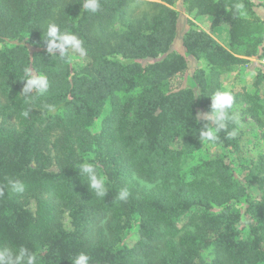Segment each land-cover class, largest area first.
Here are the masks:
<instances>
[{"label": "trees", "instance_id": "1", "mask_svg": "<svg viewBox=\"0 0 264 264\" xmlns=\"http://www.w3.org/2000/svg\"><path fill=\"white\" fill-rule=\"evenodd\" d=\"M157 1L99 0L93 14L84 0H0V250L25 247L38 255L37 264H72L81 252L91 257L89 264H208L200 251L214 245L209 264H264L262 167L250 165L240 180L223 158L186 167L203 144V121L193 117L219 88L213 78L200 77L198 95L182 86L186 62L170 50L173 0ZM182 1L191 18L210 16L228 28L229 50L202 32L182 40L214 75L264 52V25L252 0H242L248 17L234 12L236 0ZM141 5L146 8L139 11ZM49 22L83 41L86 55L67 53L84 61L80 70L48 55L43 39ZM27 67L48 76L46 96L33 91L26 99ZM232 95L264 126V96L244 89ZM44 104L57 110L49 113ZM106 104L109 111L94 132ZM227 131L218 133V143L236 148L238 136L229 138ZM85 161L106 177L105 197L81 179ZM9 179L22 181L25 192L13 194ZM125 188L130 195L121 200ZM28 197L36 200L33 214L23 207ZM241 198L254 219L244 240L236 237L226 207ZM63 210L73 220L71 232L61 225ZM131 223L137 238L126 246Z\"/></svg>", "mask_w": 264, "mask_h": 264}, {"label": "rangeland", "instance_id": "2", "mask_svg": "<svg viewBox=\"0 0 264 264\" xmlns=\"http://www.w3.org/2000/svg\"><path fill=\"white\" fill-rule=\"evenodd\" d=\"M143 1L159 2L157 0ZM252 1L255 5H259L253 9V14L259 18L264 25V0ZM145 6L146 5H141L139 11L144 10L146 8ZM170 8L175 11L177 18L176 36L171 44L170 50L181 54L186 62V70L184 71L182 79H180L183 87L192 88L195 94L198 95L199 88L195 77H200L207 81L213 78L220 90H227L232 94H237L241 89H244L248 93H257L260 96H264V52L259 57L243 58V62L231 66L225 72L214 75L210 66L202 59V54H189L183 47L182 40L190 32H202L216 44L229 50L230 40L227 26L222 23H215L214 19L210 16L191 18L187 14L186 5L182 0H173ZM241 17H248V14ZM116 28L120 29L118 25H116ZM193 33L191 35H193ZM70 57L74 58L71 63L72 67L75 70H80L84 61L74 55ZM209 110L210 106L208 108H200L197 114L205 113ZM108 111L109 106L106 104L103 107L101 116L95 121L94 128L92 129L94 132L99 129L101 118H103ZM234 111L238 112L240 116V125L234 124L235 128H238V142L236 148L224 147L223 144L218 143V141L215 143L203 142L199 150L190 154V158L186 165L187 168L199 165L208 160L223 158L231 164L233 177L236 180L242 179L247 167L250 165L261 166L264 170V126H260L258 121L251 117L247 104L242 102L240 98L234 100ZM52 143L51 141L49 145L51 156L54 155ZM49 170L51 172L57 171L55 166H52ZM254 192L257 193L256 191ZM23 207L30 214H33L36 208V200L33 197L24 199ZM226 207L229 208L228 215L235 217L234 221H232V225L236 237L243 240L250 238L249 225L254 223V219L246 212L247 204L245 198L232 201L226 205ZM221 209L222 208L215 209L214 214H220L222 212ZM60 221L63 229L67 232H71L75 229L73 220L68 211H62ZM179 223L181 222H178V224ZM228 223H230V221ZM136 238L137 225L131 223V227L125 230L122 243L123 245L131 246ZM215 255L216 248L214 245H208L200 251V258L208 264L213 262Z\"/></svg>", "mask_w": 264, "mask_h": 264}, {"label": "clouds", "instance_id": "3", "mask_svg": "<svg viewBox=\"0 0 264 264\" xmlns=\"http://www.w3.org/2000/svg\"><path fill=\"white\" fill-rule=\"evenodd\" d=\"M237 15H246L245 4L242 0H236L232 5ZM83 8L88 12L95 14L100 10L99 0H84ZM43 41L47 45L49 56H58L64 63L71 64L73 57L68 56V50L72 49L78 52L81 57L86 55L83 47V41L77 35L67 29H61L60 25L55 22H49L44 32ZM54 50L59 51L56 55ZM50 81L47 75L36 73L31 67L24 69V88L23 93L26 99H30L29 93L35 91L39 97L46 96L50 91ZM211 100L210 110L205 113H199L193 117L197 122L203 121L199 129V139L202 142L215 143L218 140V133L227 131L229 124L240 125L239 113L234 111V96L230 91L217 89L209 96ZM44 108L49 112H55L56 105L44 104ZM25 116L29 115L28 111L24 112ZM229 138H236L238 128L227 131ZM79 175L87 184L89 191L97 197L103 198L107 195L106 177L99 174L97 165L90 162H83L79 165ZM8 185L13 194H23L26 190L25 184L18 179H9ZM3 193L0 192V195ZM130 193L128 189H121L119 199L126 200ZM91 257L84 252L76 255L72 264H89ZM38 255L25 247L12 251L10 249L0 250V264H37Z\"/></svg>", "mask_w": 264, "mask_h": 264}]
</instances>
